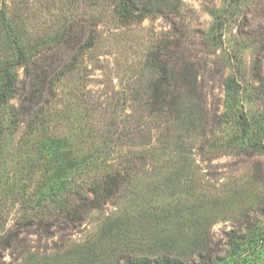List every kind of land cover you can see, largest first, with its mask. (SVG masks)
<instances>
[{
  "label": "rangeland",
  "instance_id": "obj_1",
  "mask_svg": "<svg viewBox=\"0 0 264 264\" xmlns=\"http://www.w3.org/2000/svg\"><path fill=\"white\" fill-rule=\"evenodd\" d=\"M151 2L124 21L115 0H0V66L15 37L29 55L0 107V264L260 259L247 242L264 226V148L239 116L264 128V0ZM77 37L92 45L75 62ZM157 56L195 70L188 85L177 75L173 105H151ZM112 170L119 193L84 209Z\"/></svg>",
  "mask_w": 264,
  "mask_h": 264
},
{
  "label": "trees",
  "instance_id": "obj_2",
  "mask_svg": "<svg viewBox=\"0 0 264 264\" xmlns=\"http://www.w3.org/2000/svg\"><path fill=\"white\" fill-rule=\"evenodd\" d=\"M116 1V12L120 18L124 21H140L145 17L149 16L155 9L158 7L155 6L153 2L144 3L141 5V0H115ZM3 20L6 23V15L3 13ZM9 25V24H7ZM12 33V31H11ZM15 37V36H14ZM78 38V37H77ZM76 39V38H75ZM14 43L15 56L12 58H7L3 60L0 66V107L7 106L10 100L14 99L19 90V76H18V67L25 66L28 70L29 64V55L25 46L20 42V40L15 37L12 39ZM77 43L80 45L79 49L76 50L78 55L75 57V62L78 61L80 53H83L87 48L91 47L92 42L89 40L82 42V38L79 37L76 39L75 45ZM76 47V46H75ZM149 68L155 71V76L150 82V101L151 105L155 107H162L166 104H175L176 100L171 99L172 87L177 75L180 76L183 83L188 85V80H193L195 73L194 67L190 64H185L179 74L175 67H172L167 62L163 61L159 56L151 58L149 60ZM38 78V77H36ZM40 88L33 90L29 97L25 98V101L30 103L31 108L34 104L35 99L42 96ZM39 94V95H38ZM29 108L27 106L22 107V112H28ZM240 125L242 132L248 135L250 139L253 135L255 139L254 144H259L264 148V141L261 138L264 135V128L260 125L257 127L256 133L251 129L252 124L248 117L241 114ZM5 119L0 116V139L6 133V128L8 127ZM253 138H251L253 140ZM64 167V166H62ZM65 168V167H64ZM125 177L122 171L112 170L109 171L105 176L99 178V180L94 181L90 186L89 193L90 196L85 197L84 202L81 206L84 209H94L100 208L108 200L113 198L119 193L122 188L123 181ZM82 212L75 211V217L72 218V221L77 225L82 220ZM14 233L10 232L4 239L6 247L10 246L12 242V236ZM251 238L248 240V244L252 245L255 249L254 251L259 254L260 259L257 258V261L254 264H264V226L260 228L250 230ZM241 256V255H240ZM263 256V257H262ZM129 264H146L151 262V260H146L143 258H130L128 261ZM158 264H182L178 258H169L163 257L157 260ZM248 263L246 261L237 262L235 260L231 261V258L223 257L212 259L208 261V264H244Z\"/></svg>",
  "mask_w": 264,
  "mask_h": 264
}]
</instances>
